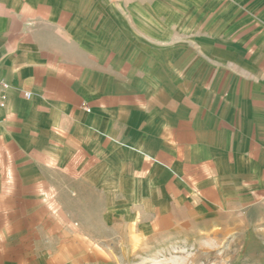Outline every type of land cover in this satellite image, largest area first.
<instances>
[{
  "label": "crops",
  "instance_id": "1",
  "mask_svg": "<svg viewBox=\"0 0 264 264\" xmlns=\"http://www.w3.org/2000/svg\"><path fill=\"white\" fill-rule=\"evenodd\" d=\"M190 9L0 0V264L52 263L50 227L102 190L168 228L264 210V0Z\"/></svg>",
  "mask_w": 264,
  "mask_h": 264
},
{
  "label": "rangeland",
  "instance_id": "2",
  "mask_svg": "<svg viewBox=\"0 0 264 264\" xmlns=\"http://www.w3.org/2000/svg\"><path fill=\"white\" fill-rule=\"evenodd\" d=\"M148 1L150 10L164 9L167 22L186 19L194 0ZM157 30L150 19L149 32ZM106 194L85 199L69 213L72 220L57 218L62 228L50 227L43 248L50 264H264L263 208L236 215L226 228H207L208 221L168 228L157 224L147 199Z\"/></svg>",
  "mask_w": 264,
  "mask_h": 264
},
{
  "label": "built area",
  "instance_id": "3",
  "mask_svg": "<svg viewBox=\"0 0 264 264\" xmlns=\"http://www.w3.org/2000/svg\"><path fill=\"white\" fill-rule=\"evenodd\" d=\"M27 96H29V93H26Z\"/></svg>",
  "mask_w": 264,
  "mask_h": 264
}]
</instances>
